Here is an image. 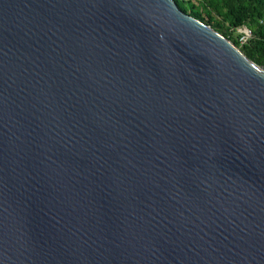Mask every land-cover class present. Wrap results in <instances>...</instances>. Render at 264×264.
<instances>
[{
  "label": "water",
  "instance_id": "obj_1",
  "mask_svg": "<svg viewBox=\"0 0 264 264\" xmlns=\"http://www.w3.org/2000/svg\"><path fill=\"white\" fill-rule=\"evenodd\" d=\"M0 264H264V69L172 0H0Z\"/></svg>",
  "mask_w": 264,
  "mask_h": 264
},
{
  "label": "trees",
  "instance_id": "obj_2",
  "mask_svg": "<svg viewBox=\"0 0 264 264\" xmlns=\"http://www.w3.org/2000/svg\"><path fill=\"white\" fill-rule=\"evenodd\" d=\"M172 1L180 11L229 40L253 64L264 67V0H194L195 5L190 0ZM242 26L250 37L240 45L235 29Z\"/></svg>",
  "mask_w": 264,
  "mask_h": 264
},
{
  "label": "built area",
  "instance_id": "obj_3",
  "mask_svg": "<svg viewBox=\"0 0 264 264\" xmlns=\"http://www.w3.org/2000/svg\"><path fill=\"white\" fill-rule=\"evenodd\" d=\"M235 33L238 35L237 42L240 45L244 44L246 40L250 37V32L244 26L235 29Z\"/></svg>",
  "mask_w": 264,
  "mask_h": 264
},
{
  "label": "rangeland",
  "instance_id": "obj_4",
  "mask_svg": "<svg viewBox=\"0 0 264 264\" xmlns=\"http://www.w3.org/2000/svg\"><path fill=\"white\" fill-rule=\"evenodd\" d=\"M192 3H193V5H195V1L194 0H190ZM203 18H205L204 16H203ZM204 21H206V20H204ZM203 24H205L206 25V23L205 22H202ZM215 24V22H213V25Z\"/></svg>",
  "mask_w": 264,
  "mask_h": 264
}]
</instances>
